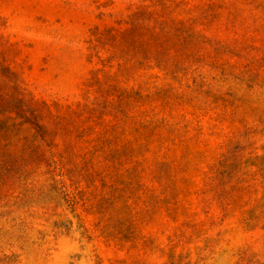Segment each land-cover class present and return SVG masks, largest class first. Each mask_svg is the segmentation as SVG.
I'll use <instances>...</instances> for the list:
<instances>
[{
	"label": "rangeland",
	"instance_id": "374dc122",
	"mask_svg": "<svg viewBox=\"0 0 264 264\" xmlns=\"http://www.w3.org/2000/svg\"><path fill=\"white\" fill-rule=\"evenodd\" d=\"M0 264H264V0H0Z\"/></svg>",
	"mask_w": 264,
	"mask_h": 264
}]
</instances>
